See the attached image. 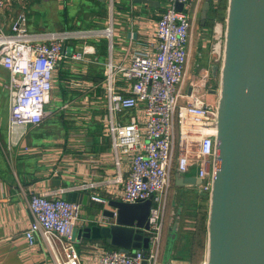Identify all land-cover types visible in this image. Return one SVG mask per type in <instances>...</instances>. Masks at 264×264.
I'll return each mask as SVG.
<instances>
[{
	"label": "built area",
	"instance_id": "2783aa9c",
	"mask_svg": "<svg viewBox=\"0 0 264 264\" xmlns=\"http://www.w3.org/2000/svg\"><path fill=\"white\" fill-rule=\"evenodd\" d=\"M10 1L0 0V11ZM165 1L155 26V49L134 50L127 66L107 61L103 83L107 111L102 122L111 137L110 145L115 153H132L126 175L117 179L121 189L116 198L127 203L151 199L149 227L142 229L149 245L134 251L133 256L118 249H100L94 264H172L160 259L163 215L172 174L176 170L186 174L190 167L197 166L200 190L208 194L210 189L216 103L204 99L197 83H190L188 93L178 89L184 77L190 21L184 10L175 8V3L186 6L194 0ZM22 21L20 16L9 32L0 26V65L9 73L6 150L21 147L27 127L43 121L58 64L66 59L86 61L85 55L92 53L90 45L73 53L66 46L67 40L87 37L88 32L33 34L27 32ZM218 25L214 31L219 35ZM99 32L106 36L111 33L109 27L96 34ZM217 39L210 51L216 61L222 58L221 36ZM117 74L128 82L127 91L117 90ZM120 112L127 114L126 120H115V114ZM91 199L107 201L98 195ZM27 207L31 221L24 237L28 244H34L39 233L54 264H82L73 237L80 203L31 193Z\"/></svg>",
	"mask_w": 264,
	"mask_h": 264
},
{
	"label": "crops",
	"instance_id": "0c3cea01",
	"mask_svg": "<svg viewBox=\"0 0 264 264\" xmlns=\"http://www.w3.org/2000/svg\"><path fill=\"white\" fill-rule=\"evenodd\" d=\"M35 1L37 5L40 3V0H11L7 3L0 11V26L4 31L10 30V25L22 16V22L30 33L23 10ZM56 2L60 7L64 2V17L68 20L71 15V23L65 20L64 26L55 31H45L36 25L35 31L31 33L93 32L95 34L66 42L68 49L71 41L80 39L83 41L81 49L84 45H90L92 53L85 55L86 61L66 59L58 64L46 104L50 107L46 108L43 121L38 126H28L22 146L12 150L5 149L9 73L0 65V264H54L52 253L39 233L35 235L32 245L24 237V231L31 221L27 207V199L31 193L45 194L48 197L61 196L65 199L68 196L75 197V201L80 203L79 219L74 227L73 237L75 246L78 244L81 248L82 264H94L100 249H116L107 246L104 239L83 236L82 231L86 227L104 226L113 222L102 214V210L109 208L108 200H118L116 196L121 183L117 179L126 175L132 155L113 151L111 137L102 122V116L107 111V96L103 86L105 63L110 60L114 65L127 66L134 50L153 51L156 22L167 3L165 0ZM203 2L204 0H194L182 8L189 16L190 26L184 77L178 89L188 93L190 83H197L200 85L199 92L209 101L208 93L213 94V90L206 88L217 84L212 71L216 60L209 52V22L215 19L212 8H217L220 2L222 6L226 0H211L209 18L202 25L200 14ZM68 5L74 6V11L72 8L68 10ZM78 9L79 13L76 12ZM82 10L85 11L80 15ZM106 27L110 28L109 36L100 32L96 34V31H103ZM79 48L74 46L68 51H81ZM116 77L117 90L127 91L128 82L119 74ZM71 82L80 85L74 86ZM126 115L123 112L116 113L115 120L124 121ZM24 147H27L26 151L23 150ZM172 182L174 183V173ZM93 195L107 201H93ZM164 227L162 235L165 238L167 231ZM178 239L179 235L173 245V254L178 252ZM161 251L165 253L164 245L163 248L161 246ZM173 262L171 261L172 264Z\"/></svg>",
	"mask_w": 264,
	"mask_h": 264
},
{
	"label": "water",
	"instance_id": "95a60500",
	"mask_svg": "<svg viewBox=\"0 0 264 264\" xmlns=\"http://www.w3.org/2000/svg\"><path fill=\"white\" fill-rule=\"evenodd\" d=\"M210 7L211 0H204L202 25ZM175 8L182 10L183 3L176 2ZM218 73L205 264H264V0H226ZM200 183L196 175L174 172L175 187ZM107 205L102 214L113 222L86 227L83 236L104 239L126 255L147 249L149 238L142 229L149 227L151 199H110ZM176 237L168 227L165 263H171Z\"/></svg>",
	"mask_w": 264,
	"mask_h": 264
},
{
	"label": "rangeland",
	"instance_id": "374dc122",
	"mask_svg": "<svg viewBox=\"0 0 264 264\" xmlns=\"http://www.w3.org/2000/svg\"><path fill=\"white\" fill-rule=\"evenodd\" d=\"M76 6H78L76 4ZM64 2H62L61 7L57 4L56 0H40V3L37 5V1L33 2L30 6L26 7L23 11L26 13L28 19V28L30 33L35 31V26L38 25L42 27L45 31H55L61 29L65 20L68 23H71V15L68 17H64ZM68 10L72 8L74 11V6L68 5ZM70 7V8H69ZM82 10L80 15H83ZM79 13L78 11H76ZM74 12V14L76 13ZM77 14V13H76ZM223 17L218 15L217 18L211 20L209 22V52L211 51V46L218 41V37L221 36L222 40V50H223V36L225 30V17H226V2L225 9H222ZM75 22H72L74 24ZM219 24L221 29V33L218 35L214 28ZM3 28V27H2ZM7 31V30H5ZM10 30L8 29V32ZM88 34H95L90 32ZM83 45V41L77 39L75 41H71L68 45V50L71 51L74 46L80 47L81 49ZM211 53V52H210ZM108 56V50H107ZM213 56V54H212ZM103 59V56L100 57ZM216 64L215 68L212 69L213 75L217 78L216 86L211 85L206 89H212L213 94L208 93L209 102L216 103L217 95L219 89V73L218 70L221 66V58L218 61H214ZM215 70L217 73L215 74ZM215 71V72H214ZM214 84V82H212ZM209 84V82H208ZM50 107L49 105L46 108ZM197 166H192L188 169V174L197 175ZM200 204V205H199ZM208 210V194L200 190L199 185L193 186L192 188L178 189L174 186L172 182L170 188L167 192L166 206L163 215V224L164 230L167 231L168 227H172V229L176 230L177 235H179L178 239V252L172 253L170 255V260L173 264H205L206 261V229L205 231H200L199 225L202 219L201 215L206 213ZM207 220V218H206ZM206 228V221H205ZM163 230V231H164ZM74 236V233H73ZM166 238V235H165ZM164 236H161V246L163 248ZM76 249L80 252V246L76 244ZM174 256V259H173ZM160 259L162 261H168V257L166 253H162Z\"/></svg>",
	"mask_w": 264,
	"mask_h": 264
},
{
	"label": "trees",
	"instance_id": "16d2710c",
	"mask_svg": "<svg viewBox=\"0 0 264 264\" xmlns=\"http://www.w3.org/2000/svg\"><path fill=\"white\" fill-rule=\"evenodd\" d=\"M211 7H212V4H211ZM210 7V8H211ZM214 8V7H213ZM212 8V11L214 12V17L215 18H217L218 17V15H220L221 17H223V15H221L222 14V9H225V4H223L222 6H221V2H220V5L217 7V8H215V9H213ZM201 217H202V219H201V221H200V225H199V229H200V231L202 230V231H205V221H206V218H207V215H206V213H204V214H202L201 215ZM106 245L108 246L109 244H107L106 243ZM113 248V247H112Z\"/></svg>",
	"mask_w": 264,
	"mask_h": 264
},
{
	"label": "bare ground",
	"instance_id": "6f19581e",
	"mask_svg": "<svg viewBox=\"0 0 264 264\" xmlns=\"http://www.w3.org/2000/svg\"><path fill=\"white\" fill-rule=\"evenodd\" d=\"M216 31H217V32L220 31V27H219V25L217 26Z\"/></svg>",
	"mask_w": 264,
	"mask_h": 264
}]
</instances>
